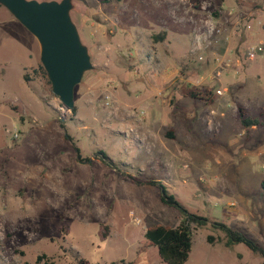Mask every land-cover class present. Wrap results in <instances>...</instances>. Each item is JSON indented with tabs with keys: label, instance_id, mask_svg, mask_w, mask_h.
<instances>
[{
	"label": "rangeland",
	"instance_id": "rangeland-1",
	"mask_svg": "<svg viewBox=\"0 0 264 264\" xmlns=\"http://www.w3.org/2000/svg\"><path fill=\"white\" fill-rule=\"evenodd\" d=\"M71 2L93 65L75 112L46 75L23 80L39 45L0 5V264H167L142 242L183 218L158 184L207 219L183 264H264L213 226L264 248V0ZM239 106L260 124L244 127Z\"/></svg>",
	"mask_w": 264,
	"mask_h": 264
},
{
	"label": "water",
	"instance_id": "water-1",
	"mask_svg": "<svg viewBox=\"0 0 264 264\" xmlns=\"http://www.w3.org/2000/svg\"><path fill=\"white\" fill-rule=\"evenodd\" d=\"M38 42L39 61L64 111L75 107L74 89L93 65L70 16L71 0H0Z\"/></svg>",
	"mask_w": 264,
	"mask_h": 264
},
{
	"label": "trees",
	"instance_id": "trees-1",
	"mask_svg": "<svg viewBox=\"0 0 264 264\" xmlns=\"http://www.w3.org/2000/svg\"><path fill=\"white\" fill-rule=\"evenodd\" d=\"M164 35V31L159 35H154L153 39L159 40ZM32 73H28L23 71L22 78L25 82H30L33 78V74H41L43 76L46 75L43 66L40 64L37 65L36 68L32 69ZM49 83V81L47 80ZM185 96L191 97L197 100H203L207 103H213L214 101V93L213 91L206 87L203 91L198 89L197 87H191L184 91ZM76 108L74 107L71 111L75 112ZM240 120L244 127L248 128L251 126H257L260 124V120L256 117L246 116L244 114L242 106L238 107ZM262 115V112L259 113V116ZM62 126V124H61ZM167 136L173 137L172 132H167ZM101 159L107 163L111 164V160L102 152ZM150 183L155 184L156 182L150 181ZM264 186V183H262ZM160 188V201L164 204L175 207L183 216L182 221L172 227L169 225L155 223L146 227L144 231V238L142 240L143 244L146 246H155L157 248V252L161 259L167 264H183L187 258L191 248V229L190 225L194 224L199 227L206 224L207 219L203 216L197 215L195 213L189 212L184 206L179 203L177 199L171 194H168L164 186L158 184ZM213 226L220 227L224 230L226 234L225 245H231L232 243L241 242L245 244L250 250L255 253L260 254L264 258V248L257 244L254 240L249 238L244 232L238 229H232L226 226L223 223L214 222ZM101 237H107L105 234H101ZM208 242L213 241L212 236L207 237ZM42 259H45V263H47L46 256L37 255L36 262H40ZM114 263V262H113ZM112 263V264H113ZM78 264H88V261L85 259H80Z\"/></svg>",
	"mask_w": 264,
	"mask_h": 264
},
{
	"label": "built area",
	"instance_id": "built-area-1",
	"mask_svg": "<svg viewBox=\"0 0 264 264\" xmlns=\"http://www.w3.org/2000/svg\"><path fill=\"white\" fill-rule=\"evenodd\" d=\"M252 54V53H251ZM110 94L109 93H106L105 95H104V99H105V104H109V102H110ZM212 112V111H211ZM14 136H16V133L14 134Z\"/></svg>",
	"mask_w": 264,
	"mask_h": 264
},
{
	"label": "crops",
	"instance_id": "crops-1",
	"mask_svg": "<svg viewBox=\"0 0 264 264\" xmlns=\"http://www.w3.org/2000/svg\"><path fill=\"white\" fill-rule=\"evenodd\" d=\"M30 51H31V50L27 51L26 54H27V56H28L29 58H32V57H30V56H31ZM30 67H34V63H31V64H29V65H27V66H24V67H23V70H24L25 68H30Z\"/></svg>",
	"mask_w": 264,
	"mask_h": 264
}]
</instances>
